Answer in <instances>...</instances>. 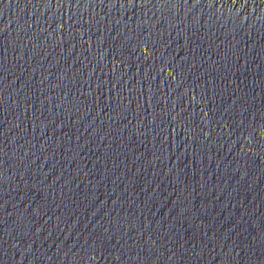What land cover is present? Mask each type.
Masks as SVG:
<instances>
[{
	"label": "water",
	"instance_id": "95a60500",
	"mask_svg": "<svg viewBox=\"0 0 264 264\" xmlns=\"http://www.w3.org/2000/svg\"><path fill=\"white\" fill-rule=\"evenodd\" d=\"M0 264H264V0H0Z\"/></svg>",
	"mask_w": 264,
	"mask_h": 264
}]
</instances>
